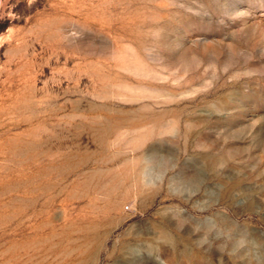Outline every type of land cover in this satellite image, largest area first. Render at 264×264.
Masks as SVG:
<instances>
[{
	"label": "rangeland",
	"instance_id": "374dc122",
	"mask_svg": "<svg viewBox=\"0 0 264 264\" xmlns=\"http://www.w3.org/2000/svg\"><path fill=\"white\" fill-rule=\"evenodd\" d=\"M0 264H264V0H0Z\"/></svg>",
	"mask_w": 264,
	"mask_h": 264
}]
</instances>
